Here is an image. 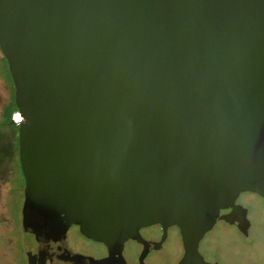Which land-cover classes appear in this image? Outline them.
<instances>
[{
	"label": "water",
	"instance_id": "water-1",
	"mask_svg": "<svg viewBox=\"0 0 264 264\" xmlns=\"http://www.w3.org/2000/svg\"><path fill=\"white\" fill-rule=\"evenodd\" d=\"M0 52L27 264L71 225L109 256L139 241L140 264L143 227L179 229L177 264H218L199 243L220 219L248 229L233 210L264 196V0H0Z\"/></svg>",
	"mask_w": 264,
	"mask_h": 264
},
{
	"label": "rangeland",
	"instance_id": "rangeland-1",
	"mask_svg": "<svg viewBox=\"0 0 264 264\" xmlns=\"http://www.w3.org/2000/svg\"><path fill=\"white\" fill-rule=\"evenodd\" d=\"M1 55L0 105L2 106L9 100V94L12 95L13 85L11 78H8L4 83L1 82L2 78L9 74L7 63ZM13 110L12 104L4 109L1 113L0 124L3 121H8ZM15 129H17L15 126L10 127V130ZM2 130L0 132L1 138L7 135ZM9 134L7 136L11 135ZM7 146L9 147V142H7ZM2 155H4V148L0 147V159H2ZM23 191L24 180L17 154V158L11 166H0V264H27L20 229V208L24 198ZM249 195V193H241L238 201L248 198V203L255 207L249 208V213L254 217L252 226L256 230L253 237L256 243H246L236 231L226 226L223 227L221 221H219L204 235L199 244V251L205 260L215 261L218 264H264V223L256 217V214L260 216L259 207H264V202L260 199L254 200V197ZM256 209L257 211H255ZM73 243H75L74 246L83 245L85 250L82 251L85 252L100 249L96 244L78 238V236L73 239ZM134 254V250L127 252V260L130 263L135 262ZM180 254L179 237L176 232H171L165 256L150 252L145 257L144 262L145 264H177Z\"/></svg>",
	"mask_w": 264,
	"mask_h": 264
},
{
	"label": "flooded vegetation",
	"instance_id": "flooded-vegetation-1",
	"mask_svg": "<svg viewBox=\"0 0 264 264\" xmlns=\"http://www.w3.org/2000/svg\"><path fill=\"white\" fill-rule=\"evenodd\" d=\"M246 193H249V192H246ZM249 194H250L249 196L254 197V200L260 199L264 202V196H261L257 193H249ZM235 204L237 208L233 210V213L235 214L234 219L238 220L240 217V214H242L244 211L249 221L248 229L242 232L241 230H239V228L236 225L230 224L226 222L224 219H220L217 222L221 221V225H223V227L226 226L228 228H232L234 231H236L238 235L241 236L242 239H244L246 243L248 244L256 243L253 239L254 233L256 232V230L252 226L253 225L252 219L254 217H252L249 213L250 212L249 208L253 207V205L248 203V198L242 201H238V198H237L235 201ZM259 209H260V216L256 214V217L259 218L264 223V207L263 206L262 208L259 207ZM231 211H232L231 208L221 210L220 215L228 214ZM255 211H257V209ZM171 232H176L179 237L180 248H181L180 257H181L183 253V247H182L180 232L176 226L168 227L166 231H163V228L160 225H153L149 227L140 228L139 233L142 239L149 243V250L147 254L150 252H156L158 254L164 255L166 252L167 244L170 239ZM76 236H78V238H82L85 241L96 244L100 249L99 250L95 249L90 252L82 251V250H85L83 248V245L74 246L75 243H73V239ZM129 250L135 251V254H134L135 262L134 263H130L127 260V252ZM142 250H143L142 243L136 240H128L123 244V247L120 253L118 252L112 253V255L109 256L110 255L109 251L104 244L85 237L79 232L78 226L71 225L65 233V239L55 249H52V251L48 252L49 258L46 260V264H52L51 260L57 264H59L60 262L62 264H140L139 255ZM210 262L215 263V261H210Z\"/></svg>",
	"mask_w": 264,
	"mask_h": 264
},
{
	"label": "crops",
	"instance_id": "crops-1",
	"mask_svg": "<svg viewBox=\"0 0 264 264\" xmlns=\"http://www.w3.org/2000/svg\"><path fill=\"white\" fill-rule=\"evenodd\" d=\"M8 80L7 76L3 77L1 82L4 83ZM13 95V92H12ZM9 94V100L7 101L6 104L4 105H0V117H1V113L4 111L5 108H7V106H10L12 104V100H13V96ZM16 112V109H14L10 115V117L8 118L7 122H4L0 124V132L3 129L5 131V134L7 133V135L9 134L10 136H3V138H1V133H0V147L4 148V155H2V159H0V166L3 167H7V166H11V164L13 162H15L16 158H17V129L15 130H10V127L13 126L10 123L11 120V116ZM7 129H9L8 131H11L8 133ZM2 130V131H3ZM7 142H9V147L7 146Z\"/></svg>",
	"mask_w": 264,
	"mask_h": 264
},
{
	"label": "trees",
	"instance_id": "trees-1",
	"mask_svg": "<svg viewBox=\"0 0 264 264\" xmlns=\"http://www.w3.org/2000/svg\"><path fill=\"white\" fill-rule=\"evenodd\" d=\"M0 55H1V53H0ZM2 56V55H1ZM2 58H3V56H2ZM4 59V58H3ZM4 61H5V59H4ZM8 73V72H7ZM7 78H9L10 79V75L9 74H7ZM13 96V95H12ZM12 105H13V107H14V109H16V107H15V104H14V100H12Z\"/></svg>",
	"mask_w": 264,
	"mask_h": 264
},
{
	"label": "built area",
	"instance_id": "built-area-1",
	"mask_svg": "<svg viewBox=\"0 0 264 264\" xmlns=\"http://www.w3.org/2000/svg\"><path fill=\"white\" fill-rule=\"evenodd\" d=\"M15 115H16V113H14V114L12 115L13 119H14ZM16 121H17V120H16Z\"/></svg>",
	"mask_w": 264,
	"mask_h": 264
},
{
	"label": "bare ground",
	"instance_id": "bare-ground-1",
	"mask_svg": "<svg viewBox=\"0 0 264 264\" xmlns=\"http://www.w3.org/2000/svg\"><path fill=\"white\" fill-rule=\"evenodd\" d=\"M14 120H18L17 117H14Z\"/></svg>",
	"mask_w": 264,
	"mask_h": 264
}]
</instances>
